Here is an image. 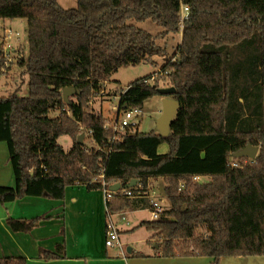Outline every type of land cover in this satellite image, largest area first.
<instances>
[{
	"label": "trees",
	"instance_id": "obj_1",
	"mask_svg": "<svg viewBox=\"0 0 264 264\" xmlns=\"http://www.w3.org/2000/svg\"><path fill=\"white\" fill-rule=\"evenodd\" d=\"M183 4L189 15L181 44L162 66L167 74L132 81L119 101L120 110L143 108L159 87L175 86L181 107L171 133L128 128L114 138L106 118L90 110L93 96L122 66L165 53L130 20H152L163 27L161 36L179 33ZM16 18L28 21L29 56L20 65L29 74V95L0 96V142L15 177L14 186L0 185V204L64 199L77 184L96 190L120 183L107 202L108 212L118 214L149 209L150 181L162 178L170 207L132 229L151 231L161 256L264 255V0H77L71 8L59 0H0V19ZM66 87L75 88L69 103ZM65 135L75 140L69 151L59 142ZM249 142L260 147L257 157H234ZM163 143L166 153L159 152ZM42 219L6 221L13 231L30 232ZM42 257L60 255L42 250Z\"/></svg>",
	"mask_w": 264,
	"mask_h": 264
},
{
	"label": "crops",
	"instance_id": "obj_2",
	"mask_svg": "<svg viewBox=\"0 0 264 264\" xmlns=\"http://www.w3.org/2000/svg\"><path fill=\"white\" fill-rule=\"evenodd\" d=\"M61 2L65 8L76 6L71 3L73 6L68 7L66 1ZM4 147L3 142H0V185L14 186L15 177L9 157L5 161L2 159ZM160 153L166 151L160 150ZM86 187L84 185L79 190L68 189L66 197L60 200L26 196L14 202L0 204V258L23 256L27 258V264H241L247 261L242 256L237 257L238 262L226 257L215 259L198 255L163 257L156 252L152 235L147 236V243L153 249L147 247L140 251L128 247L132 252L127 255L123 247H119L120 250L117 246L109 247L106 245V194L102 189L90 190ZM144 211L150 212L149 209L129 210L125 213V220L120 213L114 214L113 218L117 223L116 217H121L124 221L123 226L118 223L120 232L132 231L144 221L151 220L152 217H141ZM67 215L69 219L66 218ZM93 215L94 223L83 222ZM10 216L29 219L43 216V219L30 232H16L7 224L6 220ZM131 223L133 227H130ZM136 230L132 233H136ZM42 250L58 253L60 258L46 260L42 257Z\"/></svg>",
	"mask_w": 264,
	"mask_h": 264
},
{
	"label": "rangeland",
	"instance_id": "obj_3",
	"mask_svg": "<svg viewBox=\"0 0 264 264\" xmlns=\"http://www.w3.org/2000/svg\"><path fill=\"white\" fill-rule=\"evenodd\" d=\"M61 1L63 3L66 1L67 3L66 6L68 7L73 5L77 6V0H61ZM71 3L73 5H70ZM130 23H133L139 28L144 29L149 33H151L154 37V41L156 45L165 48V53L161 55H154L148 60L142 61L137 64H128L122 66L118 71L113 73L111 79L107 80L103 84V89L100 92H97L93 96L91 100L92 104L90 105V110H92L95 113L97 112L103 115L106 118L107 123L112 127H115L118 124L119 119L122 120L125 114L124 109L122 110L119 109L120 99L115 98V96H120L121 92L127 89L129 84L138 78H144L146 76H149L150 74L155 75L156 77L162 76L160 73L162 71V66L170 58L174 57V54L177 51L178 46L181 44L183 38V30H180L179 33H167L161 36L160 34L163 31V27L157 25L152 20H145V21L130 20ZM5 27H11L13 31H19L21 33V37L24 41L25 54L26 57L28 58L29 45H28L27 19L25 18L0 19V38L4 34ZM25 70L26 69L24 67L17 66L15 68L14 74L0 78V96H8L15 92L23 96L29 95V74ZM162 87H166V86L162 85ZM163 98L164 96L159 94L148 99L145 102L143 107L144 114L140 118L141 131L150 132L153 130H157V120L161 115V111L163 109ZM59 142L64 146V148L67 151H69L72 148L75 140L70 136L65 135L59 139ZM3 144L5 145L6 148L4 147L5 149L2 159H4L5 161V159L9 157V151L7 144L5 142H3ZM86 144L90 147L96 146V144L90 138L86 139ZM162 145L159 148V152L160 150L168 152L169 145L167 143H163ZM203 180L206 179L203 178ZM150 183H151L150 184L151 189L155 190V196L163 199V204L165 205V208L170 207V201L164 195V190H163L165 186L164 180L153 179L150 181ZM83 186L84 184H80V185L77 184L68 189L79 190ZM96 190H101V189H96ZM87 191L88 190H86V192ZM94 216L95 215L87 218L86 221L83 222L87 224L94 223L93 222L95 218ZM68 217L69 216L67 215L66 218L69 219ZM141 217L148 219L149 217H151L150 212L149 211L142 212ZM120 218L116 217V220L118 221L120 226H123L122 224L124 221H122ZM132 223H131L132 226L130 227H133ZM132 232L133 231H126V232L124 231L120 234V239H121L120 241L123 246L124 252L127 255L129 254L128 247H133L134 250H140V251H143L147 247H152L153 249V246L152 245L150 246L147 243V236L149 237L150 235H152V232L148 231L145 227L137 229L136 233L134 232L135 234ZM198 232L200 234H203L205 231L204 229H199ZM154 246H157V244H155ZM116 248L120 250L119 246H117ZM226 258L228 260H234V261L237 260V257H229V258L226 257ZM243 258H245V260L247 261L241 262V264H264V255L248 256ZM226 263L227 262H225V264Z\"/></svg>",
	"mask_w": 264,
	"mask_h": 264
},
{
	"label": "built area",
	"instance_id": "obj_4",
	"mask_svg": "<svg viewBox=\"0 0 264 264\" xmlns=\"http://www.w3.org/2000/svg\"><path fill=\"white\" fill-rule=\"evenodd\" d=\"M189 15V6L182 5L181 6V30L184 28V21ZM27 60L24 48V41L21 37V33L19 31H13L11 27H5L4 34L0 38V78L10 76L14 74L15 68L17 66H21V60ZM161 75L167 74L166 72H160ZM156 76L153 75V79ZM122 93V92H121ZM115 98L120 99V96H115ZM120 109V108H119ZM124 116L122 120L119 119L118 124L115 127L110 126L108 123L106 124V128L112 127L114 130V138H119L126 129H140V118L144 114V110L142 107L137 108H127L124 109ZM247 161V160H245ZM233 166H239L238 162L233 163ZM204 177L200 175L194 176L195 181H202ZM138 183V182H137ZM136 183V184H137ZM103 191L106 194L107 202L112 198L113 190L106 186V183H103ZM143 187L142 183H139V188ZM125 195L132 196L133 190L126 189L124 191ZM151 197V206L149 208L151 212L152 219H157L161 215L162 212L165 211V205L163 204V199L155 196V190L151 189L150 193ZM126 212H121L120 215L123 220L126 219ZM114 214H110L107 209V218H106V245L109 247L119 246L123 247L120 239V228L118 223L113 218ZM217 264V263H216Z\"/></svg>",
	"mask_w": 264,
	"mask_h": 264
},
{
	"label": "water",
	"instance_id": "obj_5",
	"mask_svg": "<svg viewBox=\"0 0 264 264\" xmlns=\"http://www.w3.org/2000/svg\"><path fill=\"white\" fill-rule=\"evenodd\" d=\"M158 91L161 95L164 96L163 98V109L161 112V115L159 116L157 120V130L159 133L163 136H167L171 133V125L174 120V118L178 114V110L181 107L180 102L173 98L172 95L177 91L175 86H167V87H159ZM75 93V88L74 87H66L63 90V97L64 101L69 103L70 102V96ZM128 105L125 104L124 109H127ZM86 134L81 133L78 137V142L80 144L84 143V138ZM260 151L259 146H254L252 145L251 142L248 143V145L242 149L241 151L237 152L234 157L237 158H256L258 153ZM138 182V179L132 180L129 184L128 187H134L136 183ZM121 188L120 183L114 184L111 189L113 191H117ZM158 246V245H157ZM128 252H132V249L129 248Z\"/></svg>",
	"mask_w": 264,
	"mask_h": 264
}]
</instances>
